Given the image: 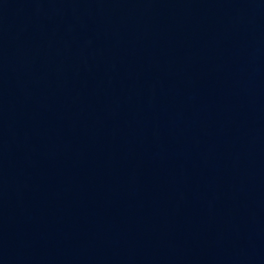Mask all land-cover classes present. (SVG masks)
<instances>
[{"label":"water","instance_id":"1","mask_svg":"<svg viewBox=\"0 0 264 264\" xmlns=\"http://www.w3.org/2000/svg\"><path fill=\"white\" fill-rule=\"evenodd\" d=\"M0 264H264V0H0Z\"/></svg>","mask_w":264,"mask_h":264}]
</instances>
